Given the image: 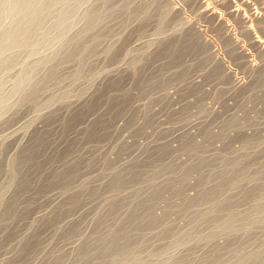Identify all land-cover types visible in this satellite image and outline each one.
<instances>
[{"label":"rangeland","instance_id":"rangeland-1","mask_svg":"<svg viewBox=\"0 0 264 264\" xmlns=\"http://www.w3.org/2000/svg\"><path fill=\"white\" fill-rule=\"evenodd\" d=\"M77 1L81 0H73V2L72 0H69L67 2L68 8H70L71 4H73L74 6L76 3H78ZM84 1L85 0H83V2ZM92 2H94L95 5ZM98 2L102 1L92 0L90 1L91 5L87 4V7L82 6V9H84L82 10L80 8V10L86 12L88 10V6H93L95 8L94 10L100 9L98 11V13L100 12L99 14H103L101 10L105 12L106 10H108L106 12L107 14L110 11L109 14H111V17L108 18L107 15H102L103 22L98 26V28L96 27L87 33L85 32L86 27L81 26V28H83L82 30L79 29V31L81 32L77 31V33H80V36L77 34L75 35L76 37H79L77 38L79 40L75 39V41H77H74L71 44H75L77 42L78 43L74 46L66 45V47H64L65 49L62 47L58 49V53L61 52L60 55L62 54L61 56L64 58L65 55L67 56L65 52L71 53L72 49V52L74 53H76L77 51L83 52L86 50L87 53L90 52V54H87L89 57H87L83 62H81V60H78L70 62L71 64H63V60H61L63 58L59 59L60 57H58L59 60H54V65L51 63L52 65L49 66L54 67L56 65L55 67H57V69L55 70L57 71L56 74L52 71V76H50V78L48 77L49 79H47V77L45 79V81L48 80L49 82H51L52 80L54 81L49 84L47 82H44V85L48 84V86L46 87H50L49 89H51V87L53 89V86L57 85L55 92L59 90V93L56 94H58L57 96L62 99L56 96L57 98L55 97L52 108L41 107L35 110L33 104L29 103L25 107H21L22 110H20L21 108H17L19 109L18 111L14 109L11 113L14 112V114L18 115H15L13 119L11 118V121L8 122L10 124L6 123V125L4 124L0 126V166L2 167H0V194L3 191L6 193L5 200L2 205L5 210L0 207V214L2 212H6L7 207L5 208L4 205L8 203L7 200L13 198H11L10 196L13 190L15 191L18 188H13L9 191V194L8 192H6L7 185L12 179L11 176L13 175V169H16L18 166V163H15V161L20 155L21 151L25 147L27 148L32 140L37 138L38 135H46L48 139V147L46 149V153L52 154L51 156H48V154L47 156H44V159L48 157V159H45V161H47L45 164L47 165L45 167V172L47 171V174H49V172L56 173L63 170V165L69 168L72 164L71 168H67V170H77V177L73 184H76L78 188L75 191L76 195H73L74 197H78V200L79 198L81 199L82 197L89 196L95 192L107 191L111 181L115 179V176L107 177L106 179L102 178V172H104V170L108 167H114L117 172L124 173L126 170H131L128 169L129 166L130 168L135 167L134 165L140 167V165L143 164V161L144 164L145 162H147L154 165L151 167V169H148L147 174L144 176L145 181L143 180V190H147L149 188V182L154 177H156V179L158 178L156 185L158 184L160 186H151V189H148L149 191L145 190L146 192H143L142 190L143 194L141 193V191H139V189L129 190L125 195H123L124 197L109 202H107L105 198L98 196L92 201L80 204L75 210L64 213V216L57 222V224H54L55 226L52 225V228L50 226H47L48 230H44L46 229V227L42 228L44 227L42 226V222L50 218L52 214H56V212H58L56 210H59L62 207H68L75 199H72L71 202L70 199L68 200L69 197H64L62 195V188L63 186H65H62V184L66 182H59L58 184L61 185L57 186L56 184V187L51 188V190L46 189L48 192L44 191V194L43 191L39 192L41 196L39 195L37 197V191L34 193L35 190H28V192H24L26 194L29 193L27 194L28 196L23 194L22 192L24 196L21 194L22 197L20 196L21 199H19L20 197L18 195L20 194V192H18V189L17 191H15L17 193H13V196L17 197H14L12 201L14 200L13 204L15 203V201H22V205L20 204L21 208L18 206V204L16 205V207H18V211L15 210L16 214L14 213L15 215H13V221L9 219L8 214H1V216L4 217H0V223L2 221H5L3 222L5 224H0V227L2 229H5L6 227L9 228L7 233H10V231L13 230L12 235L10 233L11 237L9 236V241L8 234L5 233L6 231L4 229H0V241H4H1L0 244L3 245L2 243H4L5 245L6 242V244H9L8 248L0 246V264H7L12 257L13 261H21V259L18 257L20 253H18L19 251L16 249L20 250V247L22 246L21 242L26 238L27 239L24 243L30 240V238L33 239L30 240L32 241V243H30L29 247L32 246L31 244H34L35 249V251L32 252L33 249L32 247L30 248L31 252L34 253V255L32 253L29 254V256L32 254V257H29L27 255L29 257V259L27 260H31L28 262L29 264H50L52 260L53 264L55 262L54 259H56L53 258V256H59V259L64 260V257L61 258V255L66 257L75 253L77 248L79 249V246L83 244L82 242L84 241V239L91 235L94 231H96V229L98 231V228L102 227V229L99 230L102 231L104 225H112L114 223L112 214L121 215L122 213H124L128 208H126V206H129V203L131 204L132 202H135L136 197H140L141 194V198L137 199L138 202L141 200L148 201V205L150 206L152 204L153 209L158 216H162L164 220H170L174 224L185 226L186 220L195 217L196 214L188 217L185 216V212H167L166 209L169 203L180 204L182 203L185 196L196 197L198 194L196 185L203 182L204 177L210 176V180L214 183H222L224 179L228 177V169L226 168V164L231 159L235 160L236 158H240L244 160L245 162L243 164V167L250 166L251 164L255 163H260L261 165L264 164V54H261V51H264V0H114L112 2L111 0H103V3L106 4L107 2L106 5H109L111 7L113 6V8L109 7V9L105 4H99ZM129 2H131L132 4ZM96 3H98L99 6H96ZM109 3H111V5ZM126 5H129V7L126 8V10H123L125 9L124 7H126ZM115 11L116 13L115 15H113ZM53 16H50L47 19V23L49 22V24H51L53 22ZM164 16L166 20L162 19L164 18ZM166 16H168V19ZM51 18L52 20H50ZM162 20H164V23L162 22ZM245 27L251 30L252 37H249L245 34ZM195 30L198 31L196 35L194 33L196 32ZM83 31L84 33L81 34ZM73 33L75 34L76 32L73 31L71 35H73ZM192 33L195 36H193ZM84 34L88 35L84 36ZM71 35H69L68 37H70ZM101 35H103V39L99 41H96V39L94 40L96 36ZM196 36H202L198 39H203L202 41L204 42H202V44L200 42L201 40L198 41L199 43L195 42L198 40ZM178 37H184V39H182L183 41L181 42L182 44L180 43V38L177 41L178 43L173 42L176 41V38ZM229 37H231L233 40H230L234 42H229ZM72 39L74 38L72 37ZM168 40H172V42L167 43ZM256 40H259L263 43V47L261 49L255 46ZM94 41L101 43L95 44ZM152 42L154 43V45ZM159 42H163V44L166 42L164 44L165 46L163 44H159ZM172 43L173 46L174 44H176V46H174V48L172 47V49L171 47L169 48V50H172L173 52L171 51V59L170 61H168V56L170 54L168 55L167 53H169V50L163 48L169 47H166V45ZM190 43H193L195 45L197 44L198 46L196 48H198L199 51L192 49V51L194 50L195 53L192 54V51L188 50H186L188 52L186 53L185 49L191 48L193 46ZM90 44L94 45L90 46ZM180 44L182 45L180 46V49L186 44L188 47L186 46V48L182 49L181 51L177 48ZM204 44H206V46ZM201 45L203 46L199 47ZM203 47H207V49L204 50L205 48L203 49ZM112 48L117 49V55L114 56V58L112 55L107 56L106 53ZM91 49H94L95 51L92 50L93 52H91ZM200 49H202L204 52ZM46 50H48L46 51V54H49L50 56H52V54L55 55L54 53H51L52 51H49V48ZM147 50L149 51L146 52ZM163 50H165L164 54L161 52ZM179 50L182 53L185 52L186 54L184 53L183 56L182 53L179 52V54H177V57H175L176 54L174 56V53H178ZM94 52L96 53L94 54ZM46 54L44 55V57L49 56ZM140 55L143 56L144 59L138 67L140 69V72L138 73L142 74H140L141 77H139L138 74L137 76L139 78L135 77L136 79H134L130 74L134 70L133 64L135 62V59L137 57H141ZM180 55L182 57L178 58ZM161 56H163L166 61L163 58L160 60L159 58H161ZM172 58L175 60H173ZM55 61L60 63L56 64ZM84 63H86L87 66ZM59 64L60 67L63 68H59ZM79 65H84V76L82 75L83 78L74 81L70 77L72 74L78 71L77 69L82 68V66L80 67ZM88 67L89 69H87ZM86 70L89 71L86 72ZM90 71L92 73H89ZM57 73L65 75L62 76L61 74H58V77L59 75H61L62 77H66L65 79H68V81L64 80V82H62L60 81L62 77H60V79L56 77L57 80H59V82L63 84H61L60 86L59 84L52 85L56 82L59 83L55 78V76H57ZM162 73H165L166 75H160ZM123 75H125L126 77L130 76L132 79L130 77H127L125 79V76ZM170 75L173 78H169ZM120 76H122V79H120ZM53 77L55 79H53ZM158 77L162 78L158 79ZM112 78H114L115 80H126L124 81V83L127 84H123L125 86L121 87V89L125 88L124 90H131L133 92V95L129 96L131 98L126 100L125 104L128 103L127 105L132 106L134 102V106H132L134 107V110H131L132 108L129 110L130 106H128L129 108L123 107V109H125V111H128V113L131 111V114L127 113V116L126 114L124 115V111H121V117L120 115L119 117H115L114 120L109 123V126L107 125L108 129L106 127L103 128V130L106 129L105 131L102 130L103 132L109 131L110 139H103L106 138L107 135H109V133L107 132L106 136L104 135L103 138H101L104 141L101 139H97V142H103L101 144L93 143L96 142L93 139L91 143L88 139L89 141L85 140L86 143H83V145L80 144V142H85L79 140V137L81 136L79 135L81 134L80 132L83 133L86 128L88 129L89 124L95 126L94 124H92L94 123V121L90 122V120L94 119L99 121L100 118H95H98L100 115H89V117L91 118L87 119L88 122L83 121L84 123H81L78 126L76 124V128L74 127L75 129H72L73 132L69 131L70 133H67V131L64 135H62V125L64 121L68 119L67 116H70V114L72 115L73 112H80V109L84 110L86 108V105H89L91 102H93H89V100H95V98L101 97V95L103 94L98 97H96L95 95L101 92V88L104 89V87H107L105 86V84H109V81L114 80ZM10 79L12 82L14 80V77H12L11 75L9 77V82ZM127 79L129 80L127 81ZM151 82L153 83V86H151ZM84 89H87L88 92L86 93V95H84V97L82 96L83 98H80L79 95ZM62 91H64L65 93H62ZM106 91H103V93ZM52 93L53 92L44 94L41 100H44L46 97L48 101ZM49 94L50 96H47ZM117 94L122 95V92H119ZM132 96L135 97L132 98ZM103 97L104 96L100 98L101 100L98 99L100 101L97 100L99 105L101 104V101L104 100ZM46 99L43 102L39 100V103H46ZM102 103H104V101H102ZM30 104L32 105L30 106ZM127 105H125V107ZM70 110L73 111L70 112ZM53 112L58 113L54 114ZM49 113L53 116L51 115L50 117ZM14 114H11L10 116H14ZM41 114H44L43 117H45L46 119L40 118L34 123L31 128H27L28 124L33 121V119H37L38 116H41ZM49 117L51 119H49ZM60 124L62 125L60 126ZM58 128L61 130H59ZM41 131L42 133L40 134L39 132ZM66 134H68V136H66ZM61 135L66 137L64 138ZM223 135H228V137L224 140L222 138ZM249 136L255 137V139L261 141L263 145L258 146L256 149L241 150L242 152L239 151V153L234 154V152L242 148V145H244V140H246ZM72 139H74L75 141ZM68 142L71 143L68 144ZM70 144L76 145L75 148H80L81 146H84V148H76L78 150L77 151L74 147H72L73 150H71L72 148H70ZM186 144L189 146L185 147ZM67 145L68 149L66 148ZM160 145L163 146L162 149H164V147L166 148L164 150L161 149L163 153H165V150L169 152H166L168 153V155L158 161L157 159L159 158L157 156L162 157V155H164L161 154L160 149H158ZM190 146H194V148L196 146H199V148H197L198 152H195L196 156L193 160L191 159L193 158L192 155L194 153H190V150H192L193 147L191 148ZM156 147L158 148L156 149ZM148 148L149 150L154 148V150L152 151H159V153H156V155L151 154L154 152L148 153V151H145ZM20 149L22 150L20 151ZM59 150L62 151L63 154L67 155L65 159H63V157L61 158L60 156H57ZM68 150L76 152L75 154L69 153L70 151ZM79 151L81 152L79 153ZM145 152L150 155H147ZM198 153L200 154L198 155ZM72 154H74L75 156ZM79 155L81 156V159L78 157ZM151 155L156 156L155 158L157 159H155L154 161V156ZM52 156L55 158H52ZM56 157H59V160L56 159ZM50 158L53 160H51ZM90 159H95L96 163H94L93 166H89L90 168H86L88 167L87 164ZM147 159L149 162L146 161ZM55 160H57L59 163L57 162V164H55ZM79 160L82 161L79 162ZM162 160L164 161L163 163L165 164L164 167L166 171L164 169L162 171H165V173H158L156 176V173L161 171L160 169V171H157L156 167ZM77 161L79 162V165L75 167V163ZM205 161L207 162L203 163ZM200 162L206 165V169H204L202 173H193L188 181L184 182V185L177 183V188L164 190L162 199H160L157 203H150V196L152 197L154 195V191L156 193V190H160L161 187L164 186L165 183L169 182V180L172 178H176L177 181H179L181 175L183 174V170L189 167V163L190 166L196 169L197 166L201 165ZM69 163L71 164L69 165ZM67 164L69 166H67ZM50 167L52 168L51 170ZM66 167L64 169H66ZM47 168L49 169V171L47 170ZM53 168L57 170L55 171V169ZM169 168H171L172 170H170ZM134 169H132L131 171L133 172V176L137 175V173L140 174V172H138V168L136 169L135 167ZM52 170L54 171L52 172ZM126 173L128 174L127 176L130 175L129 179H131V177L135 179V177L131 176V173H129V171H127ZM126 173H124L123 175H125ZM36 174H34V176ZM171 175H173L174 177ZM137 177H139V175L136 176V178ZM259 177L262 179V181L261 183H259L257 198L264 193V175H261ZM31 179L32 178H30V180ZM35 180H38L39 183L30 181V184L38 183L36 185L37 187H33L34 189L39 188V186L41 185V174L40 177H36ZM210 180L209 183L211 182ZM6 182H8V184H6ZM30 184L28 183V185ZM213 185L214 184H211L210 186L212 187ZM240 190V188L239 190L235 189V191H230V194H240L242 192H240ZM178 192L179 196H177ZM180 195H182L183 197ZM7 196L9 197L6 198ZM25 196L27 197L24 198ZM16 198L19 200H17ZM23 198L24 200L28 198L31 200H26L25 202ZM10 202L11 201H9L8 204H10ZM240 205H243L242 210L245 211V215L249 214V212H251L254 208L253 205L247 206V204H242V202ZM19 210H21L22 212H20ZM19 212L24 214H19L20 219L18 217ZM97 213H100L98 214L100 216H98ZM100 217H102L100 221H92L93 218L97 219ZM5 218L8 220V222L7 220H4ZM16 221L19 222L18 224L20 225H18ZM102 222H105L103 226L101 225ZM8 223H10L9 225L14 226L15 228L12 229V227L7 226ZM14 224H16L17 226ZM29 224H31V229L29 228ZM3 225H5L6 227H3ZM98 225H100L101 227H98ZM36 226L37 228H35ZM71 226L73 228L75 226L80 227L82 232L80 237H78L77 235L79 234H77L75 235V238H70L71 240H66L64 239V237H59L62 238V240H57L58 237L56 239H53L57 232V230L55 231V229L62 228L63 230H67L68 228L71 229ZM34 228L35 230L40 229L38 230V232H36L41 236L42 234H40L39 232L41 231L43 233L42 237L34 239L30 236V238H28L27 235H30L31 232H35ZM210 232L214 233V231L212 230H210L209 233ZM256 232L257 233L253 235H245L242 232H239L231 238H220L221 240L219 239V241L221 242V244L224 243L226 246L231 243L242 242L246 245V250L243 255H251L264 244V225H262L261 228H259ZM3 237L5 239H3ZM34 240L35 242H33ZM156 240L158 239H153L150 242V244L153 243L155 245V248L161 245V241L157 242ZM47 241L49 245L47 244ZM35 243L38 244L37 248H35L37 246ZM213 244H216L215 241L211 243H207L206 241L199 244L193 243L182 249V253L194 252L199 253V255H206L207 253L205 252L209 250L208 252L211 253L207 254L208 257H212L210 256V254L213 256H217L219 255V252L213 253L212 250H210L213 249ZM10 248H14L15 251L11 250ZM262 251L263 252L261 253V256L257 260H245L246 262L244 264H264V248L262 249ZM48 253H53V255L47 257V255H49ZM98 253H100V250L96 251V255H98ZM177 253L178 252H174L173 255L180 254V252L178 254ZM232 257L233 256H231L230 258L232 260L230 261V264H233V262H235L234 264H236V260H234ZM13 261L10 262L12 263ZM24 261L26 260L24 259L20 264H23ZM109 261L110 260H107L105 264H111V262ZM65 263L71 264V262ZM89 263L90 262L88 261V263L82 262L81 264ZM151 264L160 263L154 262Z\"/></svg>","mask_w":264,"mask_h":264},{"label":"bare ground","instance_id":"bare-ground-1","mask_svg":"<svg viewBox=\"0 0 264 264\" xmlns=\"http://www.w3.org/2000/svg\"><path fill=\"white\" fill-rule=\"evenodd\" d=\"M68 1L69 0H0V126H2L4 124L6 125V123L11 121V118L13 119V117H15V115H18V114H14V112L11 113L14 109L18 111L19 109H17V108L25 107L29 103L33 104L35 110L39 109L41 107L52 108L53 104H54L53 103L54 99L58 95L56 93H59V90L57 92H55L57 85L53 86L54 87L53 89L51 87L52 90L49 89L50 87H46V86H48L49 83L54 81V80H52L51 82H49L48 80L45 81L46 77H47V79H49L50 76H52V71L55 74L57 71V70H55V69H57V67H55L56 65L54 66L55 68L53 66L52 67H49V66L52 64L54 65L53 61L58 59V57H60L59 59L63 58V59H61V60H63V64H67V63L78 61V60H81V62H83V61H85V59L87 57H89L87 54H90V52L87 53L86 50L83 52L77 51L76 53H74V52H72L73 49L71 48L72 49L71 53L65 52V54H67V56L65 55V58H64L61 56L62 54L60 55L61 52L58 53V49L61 47L64 48V47H66V45L67 46L68 45L74 46L75 44H77L78 42L75 44H71V43L74 42L75 39L79 38L78 36L76 37L75 35L80 34V33H77V31H79V29H81V30L83 29V28H81V26L86 27V31L85 30L84 31L87 33L96 27L98 28V26L103 22L102 21L103 20L102 15H107L108 18L111 17L110 16L111 14H109L110 11L107 14L106 12L108 10L105 9L106 12L101 10L103 14H99L100 12L98 13V11L100 9L99 10L96 9L97 10V13H96V10H94L95 8L93 6H90V7L88 6V10L86 12L80 10V8L82 9V6L87 7V4L89 5L90 1H92V0H85L84 1L85 3L83 2V0H81L82 3H81V1H77L78 3H76L74 6H73V4H71V6H73V7H71L69 5L70 8H68V5H67ZM74 1H76V0H74ZM98 1H102V2H98L99 4L103 3V0H98ZM112 1H114V0H111V2ZM72 2H73V0H72ZM92 3H94V2H92ZM98 3H96V6H99ZM129 3H131V2H129ZM103 4H105V3H103ZM106 4H107V2H106ZM109 4L111 5V3H109ZM94 5H95V3H94ZM106 6H108L107 7L108 9H109V7L113 8V6L112 7L109 5H106ZM128 7H129V5H126V7H124L125 9H123V10H126V8H128ZM79 10L81 12H85V13H81ZM115 13H116V11L113 13V15H115ZM166 14H168V13H166ZM50 16H53V18H54L53 22L50 21V22H52L51 24H49V22L47 23V19ZM144 16H146V15H144ZM166 17L168 19V16H166ZM162 19H165V16ZM50 20H52V18ZM68 21H69V23H68ZM163 21L164 20H162V22ZM66 23H68V24H66ZM244 30L246 32L245 33L246 35H248L249 37H252V32L250 29L245 27ZM73 31L76 32L75 34L73 33L74 36L71 35V33ZM84 31L81 34H83ZM195 31L196 32H194V33L196 35L198 33V31L197 30H195ZM79 32H81V31H79ZM108 34H109V32H108ZM161 34H162V32H161ZM69 35H71V36L68 37ZM87 35L84 34V36H87ZM97 35H99V34H97ZM195 35L193 34V36H195ZM102 36L103 35L96 36V38H94V40L96 39V41H99V40L103 39ZM72 37L74 39H72ZM106 37H108V36H106ZM196 37L198 39L202 36H200V37L196 36ZM179 38L181 40L180 41V43H181L183 41L182 39H184V37H178V38H176L177 40L173 41V42L178 43L177 41L179 40ZM230 39L233 40L231 37H229V39H228L229 42H234V41H231ZM77 40H79V39H77ZM199 40H201L200 41L201 44H202V42H204V41H202L203 39H198L195 42L199 43L198 42ZM96 41H94L95 44L101 43V42H96ZM81 42H79V43H81ZM170 42H172V40L171 41L168 40L167 43H170ZM91 44H90V46L94 45V44L93 45H91ZM159 44L162 45L163 42H159ZM181 44L177 47L178 49H180V46H182ZM190 44H192L193 45L192 47H194V48L191 47V48L185 49L187 46V44H186L180 50L182 51V49H185L186 53H188L186 50H188V51H192V49H194L196 51L198 50V48H196L198 46L197 44L196 45L193 43H190ZM262 44L263 43L259 40L255 41V46L260 48V49L263 47ZM153 45H154V43H153ZM204 45L206 46V44H204ZM229 45H232V44H229ZM78 46H79V44H78ZM167 46H169V47H167ZM174 46H176V44H174ZM174 46H173V43L167 44L166 45L167 48H163V49L169 50L170 47L172 49V47L174 48ZM202 46L203 45H201L199 47H202ZM113 47H115V46H113ZM146 47H148V46H146ZM189 47H190V45H189ZM48 48H49V51H52L51 53H54L55 55L52 54V56H50L49 54H46V51H48L46 49H48ZM150 48H148V49H150ZM177 48H175V49H177ZM204 48L205 47H203V49ZM206 49H207V47L204 50H206ZM92 50H94V49H91L90 51L93 52ZM116 50H117L116 48L110 49L109 51L106 52L107 56L112 55L114 58V56L117 55ZM144 50H146V49H144ZM180 50L178 51V53H174V56L176 54L175 57H177V54H179V52H181ZM194 50L192 51V54L195 53ZM200 50L203 51L202 49H200ZM148 51L149 50H147L146 52H148ZM164 51L165 50H163L161 52L164 54ZM171 51L169 50V53H167L168 55L170 54L168 56L169 59L167 58L168 61H170V59H171L170 56H171V53L173 52V51L172 52ZM166 52H167V50H166ZM95 53L96 52H94V54ZM184 53H182V55ZM45 54L49 55V56L44 57ZM167 54H165V55H167ZM261 54H264V51H261ZM165 57H167V56H165ZM180 57H182V56L180 55L178 58H180ZM162 58L164 59L163 56H161V58H159V59L161 60ZM143 59H144L143 56H141L139 58L137 57L135 59V62L133 64L134 70L130 74L131 76H133L132 78L136 79L135 77H138V76L141 77L140 74H142V73H138V72H140V69L138 67H139L140 63L143 61ZM173 60H175V59H173ZM88 62H86V63H88ZM58 63H60V62H56V64H58ZM86 63H84V64H86ZM61 64H62V61H61ZM58 66H59V68H63V67H60V64ZM79 66L80 67L82 66V68L77 69L78 71H76V72L73 71L75 73L72 74L70 77L74 81L75 80L77 81V80L83 78L82 75L84 76V74H83L84 65H79ZM86 66H87V64H86ZM87 69H89V67ZM87 71H89V70H86V72ZM105 71H106V69H105ZM89 73H92V72L90 71ZM58 74H61V73H57V76H55V78L57 77L60 79V77L65 76V75L61 74L62 76L59 75V77H58ZM164 74L165 73H162L160 75H164ZM11 75H12V77H14V80L11 82V79H10V82H9V77ZM87 75H89V74H87ZM181 75H183V74H181ZM123 76H125V75H123ZM127 77H130V76H127ZM127 77L125 76V79ZM55 78L53 77V79H55ZM57 78H56V81L59 82V80H57ZM65 78L66 77H62V79L60 81H62V82H64V80L68 81V79H65ZM116 78H118V77H116ZM161 78L158 77V79H161ZM169 78H173V77H171V75H170ZM112 79H114V78H112ZM120 79H122V76H120ZM125 79L124 80H117V79L115 80L114 79L112 81H109L110 82L109 84H105V86H107V87H104V89L101 88L102 89L101 92L99 94L95 95L96 97H98L101 94H103V95H101V97L95 98V100H89V102L90 101H93V102H91L89 105H86L85 109L82 108L84 110L80 109L79 110L80 112H76V113L73 112L72 115L70 114V116H67L68 119L64 121L63 125L60 124V126L62 125V132H61L62 135H64L67 131H68L67 133H70L69 131L73 132V130L76 128V124L78 126L81 123L88 122L87 119L91 118V117H89V115L90 116H94V115L99 116L100 115L98 118H95V119L100 118L99 121L94 120V119L90 120V122L94 121V123H92V124H94L95 126L89 124L88 129L86 128V130L83 133L80 132L81 134H79V135H81V136L79 137V140L80 141H85V140L87 141L89 139L90 141L89 140L88 141L90 143L93 140L96 141L93 143H98V144L103 143V142H101V143L97 142V139L100 140L101 138H103L104 135L106 136L107 132L109 133V131L103 132L106 130V129L103 130V128L104 127L107 128V125L109 126V123L112 120H114L115 117H119V115L121 114L120 113L121 111H124V115L126 114L127 116H128V114H131L130 113L131 111L128 113V111H125V109H123V107L127 108L128 106H130V105H127L128 104L127 102H126L127 104H125V101L131 98L129 96L133 95L132 94L133 92L131 90H124L125 88L121 89V87L125 86L123 84H127V83H124V81H126ZM128 80L129 79H127V81ZM151 80H156V79H151ZM44 82H47L48 84L44 85ZM55 84H59V86H60L63 83H60V82L57 83L56 82L52 85H55ZM102 86H104V85H102ZM151 86H153L152 82H151ZM197 87H199V86H197ZM59 89H62V88H59ZM87 89H89V88H87ZM87 89L82 90L81 94L79 93L80 98L82 96L84 97V95H86V93L88 92ZM195 89H196V87H195ZM198 89H200V88H198ZM63 90H64V87H63ZM103 91H106V92L103 93ZM49 92H53L51 94V96H50V94L47 95V96H50V98L47 101V99L45 97L46 103L44 102L43 104H41V102L45 101V99L41 100V98L43 97L44 94H47ZM119 92L120 93L122 92V95H118L117 93H119ZM62 93H65V92L62 91ZM102 96H104L103 97L104 100H102V101H104V103H102V101H101L102 105L101 104L99 105L98 101L101 100L100 98H102ZM57 97H59V96H57ZM127 97H129V98H127ZM133 97H135V96H132V98ZM60 99H62V98H60ZM98 99H100V100H98ZM39 100H41L40 103H39ZM130 102H133V101H130ZM32 104H30V106ZM125 105H127V106L125 107ZM132 106H134V102H133ZM132 106H130V108L128 107L129 110L131 108H132L131 110H134V107H132ZM68 108H70V107H68ZM20 110H22V108ZM72 111L73 110H70V112H72ZM10 113L14 114V116L13 115L10 116L11 115ZM56 113H58V112H55L54 114H56ZM201 113H204V112H201ZM49 114H47V115H49ZM51 115L52 114H50V117H51ZM43 116H44V114L43 115L41 114V116H38L37 119H33V121H31L28 124V126L26 125L27 128H31L38 119L45 118ZM87 116H88V118H87ZM50 117H49V119H51ZM120 117H121V115H120ZM52 119H53V117H52ZM95 121H96V123H95ZM47 122H49V121H47ZM132 122H133V120H132ZM8 124H10V123H8ZM59 130H61V129H59ZM81 131H83V130H81ZM39 133L41 134L42 131ZM48 136H50V135H48ZM66 136H68V134H66ZM62 137H64V136H62ZM107 137L103 138V139H106V140L110 139L109 138L110 133H109V135H107ZM227 137H228V135L222 136V138L224 140ZM103 139H101V140H103ZM72 140H74V139H72ZM86 141L82 142V143L80 142V144L83 145V143H86ZM69 143H71V142H68V144ZM87 144H88V142H87ZM70 145H71L70 148H72V147L75 148V146H76L74 144H70ZM72 145H74V146H72ZM261 145H263V143L261 141H258V139H255V137L249 136L246 140H244V145H242V148L240 150L234 152V154L239 153V151H241V150L256 149L258 146H261ZM187 146H189V145L186 144L185 147H187ZM199 146H196L195 148H194V146H192L193 147L192 150H190V148H189L190 153H192V154L194 153L192 155L193 158L191 160H193L194 157L196 156L195 152H198L197 148H199ZM22 147H23V145H22ZM47 147H48V139H47L46 135L44 134L42 136L38 135L37 138L32 140V142L30 143V145H28L27 148L25 147L23 150L20 149V151L22 150L21 153L19 151L20 155L17 157V159L15 158L16 159L15 163H18V166L15 164L17 166V168L13 169L14 170L13 175L12 176L10 175L12 177V179L10 180V183L8 184V182H6V184H8L7 188H6V192H8V194H9L10 190H12L15 187L16 188L18 187L15 191H17L18 189L21 190V191L18 190V192H20V194L18 195L19 197L20 196L22 197L23 194H25V195L29 194V193H27V194L24 193V192H28V190H31V191L35 190L34 193L37 191L38 195H36V197L39 195L41 196V194L39 192L43 191V194H44L45 193L44 191L48 192L46 189L51 190V188H55L56 184H57V186L59 185L58 184L59 182H61V183L66 182L67 183V184L66 183L62 184V186L65 185L62 188V195L64 197H69L68 200L70 199V201L74 198L75 199L73 200V202L71 201L72 203L70 202L71 204L68 207H62L59 210H56L58 212H56V214H52L53 216L49 215L50 218H48V219L46 218L47 220H44V222H42L43 223L42 226H44L42 228L46 227V229H44V230H48L47 226L51 227L52 225L57 224V222L64 216V213H67L69 211H73L80 204H82L84 202L92 201L94 198H96L98 196L105 198V200L107 202H109V201H112V200L114 201L118 198L124 197L123 195H125L129 190H138L139 189V191H141V193H142L143 185H144V181H145L144 176L147 174L148 169H151V167L154 166V165L147 163V162H145V164H144V161L142 162L143 164H141L140 167H137L136 165L132 164L136 167V169L138 168L139 169L138 172H140V174L137 173V175H135V173H134L135 176H133V174H132L133 172H131L132 169H134L135 167L130 168V166H129L128 169H131V170H126L125 172L123 171L124 173L129 171V173H131V176L135 177V179L132 177H131V179H129L130 175L127 176L128 175L127 173L125 175H123L124 173L117 172V170L114 167H108L107 169L104 170V172H102V178L106 179L107 177L115 176V179L113 181H111L110 186L108 187L107 191L95 192L89 196L82 197L81 199L79 198V200H78V197H76V196L74 197V195H76L75 191L78 188V186L76 184H73V182L75 181V179L77 177V173H76L77 170L75 171V169H74V171H69V170H67L68 167L63 165L62 166L63 168H62L60 166L62 164H60L59 166L63 170L58 171L56 173L53 172L54 170H52L53 173L49 172V174L46 173L47 171L45 172V170H46L45 167L47 166V165H45L47 162V161H45V159H48V157L44 159V156L45 155L47 156V154H48V156L52 155V154L46 153ZM67 147H68V145L66 146V148ZM81 147L84 148V146H81ZM158 147H156V149ZM76 148H79V147H76ZM154 148L151 150H149V148H148L145 151H148V153L149 152L151 153V152H154V151H152V150H154ZM162 148H163V146H161V145L158 148V149H160L161 154H164V155H162V157L157 156L159 159L155 158L156 156H154V155H156V153H159V151H155L154 153H151V154H154V155H151V156H154L153 157L154 161H155V159L160 161V159H162L163 157L168 155V153H166V152H169V151L165 150L164 151L165 153H163L162 150H164L166 148L165 147H164V149H162ZM71 150H73V148ZM71 150H68V151H70L69 153L75 154L76 151H71ZM189 150H187V151H189ZM80 152L81 151H79V153ZM74 154H72V155H74ZM199 154L200 153H198V155ZM147 155H150V154H147ZM54 156H56V155H54ZM57 156H60L61 158L63 157V159H65L67 155L63 154V152L59 150ZM78 157L81 159L80 155ZM247 157H249V156H247ZM52 158H55V157L52 156ZM61 158H60V160H61ZM56 159L59 160V157H56ZM76 159H77V153H76ZM51 160H53V159H51ZM51 160H50V163H51ZM81 161L82 160H79V162H81ZM146 161H148V159ZM55 162H53V163L57 164L58 161L55 160ZM79 162L77 161L75 163V167H77L79 165L78 164ZM161 162L156 167L157 171L161 170L160 172L156 173V176L158 173H162V172L165 173V171H166V169L164 167L165 164L163 163L164 161L162 160ZM206 162L207 161H205L203 163H206ZM244 162L245 161L240 159V158H236L235 160L231 159L228 163L226 162L227 163L226 168L228 169L227 170L228 171V177L225 178L222 183H219V184L214 183L213 181L210 180V176L204 177V181L201 182L200 184L196 185V189H198V194L196 197L195 196L194 197L185 196L183 198L182 203H180V204L179 203L178 204L169 203V205L167 206V209H166L167 212H172V211H174V212H185V216H188V217H190L193 214H196L195 217H192V218H189L186 220L185 226H181L180 224L179 225L174 224L170 220H164V218L162 216H158L156 214V212L154 211L152 204L150 206L148 205V201L141 200L138 202L137 199L141 198V196L143 194L142 193L140 197H138V198L136 197L135 202H132L131 204L129 203V206H126V208L127 207L128 208L126 209V211L124 213H122L121 215L112 214V219L114 220V223L112 225L109 224V225L103 226V224H105V222H102V224L100 223L103 226L102 231H99L100 229H102V227L100 225H98V227H101V228H98L99 229L98 231L96 229V231H94L91 235H89L87 238H85L84 241L82 242L83 244H81V246H79V249L77 248L75 253H73V254L70 253L71 255L66 256L67 258L65 256L61 255V258L64 257V260L59 259L60 258L59 256H57V257L53 256V258H56V259H54L55 262L53 264H66L65 262H71V264L72 263L73 264H81L82 262L88 263V261L90 262L89 264H105L107 260H110L109 262H111V264L112 263L113 264H151L154 262L155 263L157 262L160 264H230V261H232L230 259L231 256H233L232 258L234 260H236V264H244L246 262L245 260H249V261L257 260L261 256V253L263 252L262 249L264 248V244L262 246H260L259 249L256 250L255 252H253L251 255H243L245 250H246V248H245L246 245L243 244L242 242L231 243L228 246H226L224 243L221 244V242L219 241L220 238H222V239L224 237H230L231 238L232 236H234L235 234H237L239 232H242L245 235L256 234L257 233L256 231H258V229L261 228L262 225H264V193L260 197L257 198V193L259 190V183H261V181H262V179L259 176L264 175V164L261 165L260 163H255V164H251L250 166H244L243 167ZM94 163H96L95 159H93V160L90 159V161L87 164L88 167H86V168H90L89 166H93ZM70 164L71 163H69V165ZM52 165H54V164H52ZM69 165L67 164V166H69ZM71 165L68 169L71 168ZM188 165H189V167L187 169L183 170V174L181 175L180 180L178 178L179 181H177L176 178H172L169 180V182L165 183L164 186H162L160 190H156L157 191L156 193L154 191L153 192L154 195L152 197L150 196V198H151L150 203L154 204V203H157L160 199H162L164 190L177 188V185H178L177 183L184 185V182H187L193 173H197V172L202 173L204 171V169H206L205 168L206 165L202 164V163L200 166H197L196 169L194 167L190 166V163ZM65 167H66V169H64ZM55 168H53V169H55ZM57 168H59V167H57ZM26 169H28V170H26ZM51 169L52 168L50 167V170ZM72 169H73V166H72ZM164 169H165V171H162ZM169 169L172 170L171 168H169ZM25 170H26V172H25ZM47 170L49 171L48 168H47ZM56 170L57 169H55V171ZM36 173H38V174H36ZM39 173L41 174V179H42L41 185L39 186V188L34 189L33 187L39 183L38 178H37L38 180H35L36 177H38V176L40 177ZM34 174H36V175L34 176ZM138 175H139V177L136 178V176H138ZM159 175H161V174H159ZM30 176H32V177H30ZM171 176H173V175H171ZM30 178H32V179L30 180ZM33 180H35V181H33ZM157 180H158V178L156 179V177H154L153 179L150 180V182H149L150 185L148 188L149 190L151 189V186L152 187L160 186L158 184L156 185ZM209 180L211 181L210 183H209ZM30 181L38 182V183L30 184ZM28 183L30 185H28ZM211 184H214V185L211 187L210 186ZM31 185H32V187H31ZM146 187H147V185H146ZM239 188L241 189L240 192L242 191L240 194H237V195H235L234 193L230 194V191H233V190L235 191V189L239 190ZM2 190H4V189H2ZM145 190H143V192L147 191V190L146 191ZM15 191L14 190H13V192L11 191L12 193L10 196H11V198L13 197L12 199H14V197H17V196H13L15 193H17ZM22 192H23V194H22ZM183 193H184V191H183ZM178 194H179V192L177 193V196H179ZM72 195H73V198H72ZM5 196H6V193L3 191L0 194V207L3 210H5L2 207L3 202L5 200ZM27 196H25L24 198H26ZM180 196H182V195H180ZM8 197L9 196H7L6 198H8ZM21 197L19 199H21ZM30 197H32V196H30ZM24 198H23V200H24ZM38 198H42V197H38ZM12 199L7 200L8 203H9V201H11L10 204L5 202L6 204L4 206H5V208L7 207V210L5 213L2 212L1 214H8L9 219L13 221V217H14L13 215L16 214L15 210L18 211V207H16V205L18 204V206L21 208V205H22L21 202L22 201L21 202L15 201V203L13 204L14 200L12 201ZM19 199H17V200H19ZM33 199H35V198H33ZM26 200L28 201L31 199L28 198ZM26 200H24V201L26 202ZM241 202H242V204H247V206L253 205V207H254L253 210L251 212H249V214L245 215V211L242 210L243 205H240ZM19 211L22 212L21 210H19ZM20 212L18 213L19 219H20L19 214H22ZM1 214H0V217L3 218L4 216L2 217ZM98 214H100V213H97V215ZM22 215H24V214H22ZM98 216H100V215H98ZM22 217H25V216H22ZM6 218H8V217H6ZM6 218L4 220H7ZM42 219H44V218H42ZM101 219H102V217L97 218V219L93 218L92 221L95 220L94 222H98ZM18 221H20V220H18ZM3 222H5V221H2L0 224H2ZM7 222H8V220H7ZM40 222H41V220H40ZM16 223L18 224L19 222L16 221ZM36 223H38V222H36ZM3 224H5V223H3ZM9 224L10 223H8L7 226L12 227V229L15 228L14 226H11ZM31 224H29L30 229H31V226H30ZM14 225H16V224H14ZM18 225H20V224H18ZM38 226H39V224H38ZM3 227H6V226L3 225ZM6 228L5 229L3 228V229L6 231L5 233L8 234V239H9V236L11 237L13 230L11 229L12 231H10V233H11V235H10V233H7L9 228H7V229ZM35 228H37V226ZM35 228H34V230H35ZM0 229H2V228L0 227ZM38 230H40V229H38ZM38 230H35V232H31L30 235H27L28 238H30V236L34 239H38V238L42 237L43 233L41 231H39L40 234H42L40 236L37 233ZM56 230H57V232H56V234L54 233L55 236L53 237V239H56L57 237L58 238L64 237V239L68 240L70 238H75L76 237L75 235H77V234H79L77 236L80 237V235L82 233L80 227H77V226H75L74 228L72 227L71 229L68 228L67 230H63L62 228L55 229V231ZM210 230L214 231V233H212V232L209 233ZM58 238H57V240H62V238H59V239ZM3 239H5V238L3 237ZM26 239H24L21 242L22 246L20 247V250L16 249L19 251L18 253H20V255L18 257L21 259V261H19V260L16 261L14 258V260L16 261L15 262L12 260L13 259V257H12L10 259V261H13V262L11 263L9 261L8 263L20 264L25 259L26 261H24L23 264H29L28 262L31 260H27V259H29V257H32V254L34 255V253H32V252L35 251V249H34V244H31L32 246L29 247L30 243H32V241H30V240H33V239L30 238V240H28L26 243H24ZM153 239H158V240H156L157 242L161 241V245L155 248L154 247L155 245L153 243L150 244V242ZM81 240H82V237H81ZM1 241H3V240H1ZM9 241H10V239H9ZM48 241H47V244L49 245ZM204 241H206L207 243H211V242L215 241L216 244L215 245L213 244V249H210V248L209 249L212 250L213 253L219 252V255L213 256L210 254V256H212V257H208L207 254L211 253V252H208L209 250L207 252H205V253H207L206 255H201V254L199 255V253H194V252L193 253H182V249H184L186 246H189L190 244H193V243L199 244V243L204 242ZM33 242H35V240ZM39 242H41V241H39ZM62 242H65V241H62ZM6 243H5L6 246L4 245V243H2L3 245L0 244V246L1 247L4 246V247L8 248L9 244H6ZM36 245L37 246L35 248L38 247V244H36ZM1 247H0V249H1ZM31 247L33 249L32 252L30 250ZM11 250H14V248ZM97 250H100V253H98V255H96ZM54 252H56V251H54ZM174 252H178V253L180 252V254L179 255H173ZM30 253H32V254L29 256ZM48 254L49 255H47V257L53 255V253L52 254L48 253ZM47 260H49V259H47ZM50 260H52V259H50ZM25 262H27V263H25ZM52 262H53V260H52ZM52 262L51 263L49 262V263L52 264ZM234 263L235 262H233V264ZM4 264H6V263H4Z\"/></svg>","mask_w":264,"mask_h":264}]
</instances>
